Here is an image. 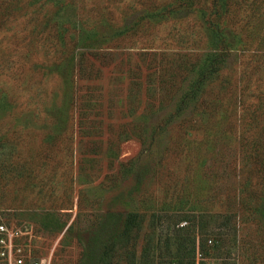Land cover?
I'll return each mask as SVG.
<instances>
[{
	"label": "rangeland",
	"instance_id": "374dc122",
	"mask_svg": "<svg viewBox=\"0 0 264 264\" xmlns=\"http://www.w3.org/2000/svg\"><path fill=\"white\" fill-rule=\"evenodd\" d=\"M1 225L25 261L264 264V0H0Z\"/></svg>",
	"mask_w": 264,
	"mask_h": 264
},
{
	"label": "built area",
	"instance_id": "2783aa9c",
	"mask_svg": "<svg viewBox=\"0 0 264 264\" xmlns=\"http://www.w3.org/2000/svg\"><path fill=\"white\" fill-rule=\"evenodd\" d=\"M0 235V257L4 261L2 264H50V260L47 258L25 261L20 255V250L14 254L12 241L15 234L7 231L2 225L0 226Z\"/></svg>",
	"mask_w": 264,
	"mask_h": 264
},
{
	"label": "trees",
	"instance_id": "16d2710c",
	"mask_svg": "<svg viewBox=\"0 0 264 264\" xmlns=\"http://www.w3.org/2000/svg\"><path fill=\"white\" fill-rule=\"evenodd\" d=\"M183 215H184V214H181V215H180L181 217H180L179 220H184V219H185V218H183ZM134 222L136 223V218H135V216H134V215L129 216L128 219L126 220L125 224H124L125 227H126V228L124 227V230H125V231H126V230L129 231L130 228L132 227V225H133ZM194 244H195V240L193 239V245H192V246H193V249L191 250V251H192V254H193V255H192V254H191V255H192L193 258H194V255H195ZM110 246L113 247V243L107 245V246H106L107 249H108ZM178 263H181V260H179Z\"/></svg>",
	"mask_w": 264,
	"mask_h": 264
}]
</instances>
